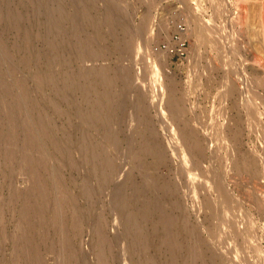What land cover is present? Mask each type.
Here are the masks:
<instances>
[{
    "label": "rangeland",
    "instance_id": "obj_1",
    "mask_svg": "<svg viewBox=\"0 0 264 264\" xmlns=\"http://www.w3.org/2000/svg\"><path fill=\"white\" fill-rule=\"evenodd\" d=\"M107 1L113 5L121 4L124 8V12L122 13L123 26L129 29V33L133 36H130L129 39L135 40L136 47L140 53L137 62L131 63L129 61L127 62L128 64L126 63L127 65H124L128 66L127 69L133 68L131 76L136 79V82H139L142 78H148V83L153 82V78L159 79L158 82L157 80L156 82L160 85L162 84V86L164 84L165 95H159L160 93L153 91V100H151V98L149 99V97H151L149 92H146V104L148 108L150 107V110L148 109L150 117L147 122L153 124L154 134L146 135L145 137L140 134L133 135V138L137 142V146L134 149H129L128 140L130 133L128 131H123L122 126H120L121 132L118 125L111 129L112 133L120 134L119 139L122 141L120 142V144L122 143V149L125 151L130 150V154L127 157H119V155L115 154L112 160L118 164L120 168L119 173L113 175V179L106 185H101L98 178L95 175L93 176L89 171L91 169L92 171H99L100 168L97 166L96 168H91L92 163H90V161H85L82 157L85 154L82 148L84 147V143L87 142L86 137L89 135L95 138L91 144V146L94 145V147L98 144L107 142L108 138H105L103 135H98L93 130L95 124L100 122L99 119H95V121L91 123H86V117L78 114L75 109L76 105L84 103L86 97L94 98V96H91L92 91L90 90V83L93 78L90 79V77L85 76L77 78L74 76L82 69L81 61L83 60V57L78 55L74 50V47L77 45V38L74 37V31L71 27L64 30L55 26L53 27L52 20L48 15L50 8L56 10L60 4L71 3V0H52V2H47V0H0V264H17L18 258H12V253L17 249V246H15L16 244H18V247L24 246V248L27 249V247H25L26 244H24V238L29 234L28 232L34 235L35 246L38 247L37 249L40 252V256L42 255L41 264H65L62 260L63 258L61 259V257H59L62 256L60 252L63 251L61 248L63 247L64 238V236L62 237L61 235V230L64 232H62L63 235H68L72 240L71 242H73L72 248H74L73 252H75L73 255L76 258V260L72 261L73 264H126L125 261L127 260L124 258H126L128 254H124L125 250L122 246L124 241H121V244L119 242L120 238L135 242L133 243L136 246L134 253L130 257H128L129 255L127 256L129 259H132L134 264H142L141 258L145 254L154 258V264H165L169 262L171 256L175 254V249L166 248L162 245V243L164 244L163 240H165L163 237L165 238L167 234L170 235L169 232L167 233L166 227L164 228L165 224L161 221L160 215L162 213L152 210L149 213L142 214L141 203L139 202L134 213L138 222H140V229H130L129 227H133L130 225V222L126 230V228L123 227V229L121 225L122 207L120 206L122 200L124 201V199L130 197L134 193L129 182H133V184L136 185L150 186L152 192L155 191L153 192L155 196L158 195L159 199L160 197L164 199V195L160 189L166 183L176 180L178 178L177 175L183 176L181 184L187 183L191 180L193 172L196 171V167H191L189 169L182 168L185 164L182 160L186 148L181 144V146L179 145V140L174 136L173 131L171 132V126L169 124L168 126L167 124L165 125V122L169 123V121H171L170 119L173 117V113L166 112L167 115L165 113V110L170 106L173 99V102H176L175 104H179L184 109V118L189 120L191 125L193 124L192 127H195L196 131L198 130V135L205 140V147L211 146L213 152H218L213 159H211L212 155L209 151L206 157L203 158L206 166L203 164V169L199 171V176L206 183L205 185L200 184L196 191L205 201H207L208 198L217 200L218 194L216 192L206 195V191L210 190V178L213 174L215 176L214 182L223 184V194H232L235 201H238L243 207L242 211L237 205L234 206L233 204L232 207H230V211L233 212H230L232 219L227 216V214L223 215L224 212L221 208V218L223 219L224 225H220V222H218L219 220H214L220 212L218 210L211 213L196 211L193 209L192 202L189 199L180 202L179 205L172 206L168 204L166 210L174 214L178 222L180 219L184 221L181 228H183L184 225L191 230V234L189 238L186 239V243L190 244L194 249L191 250L193 254L199 255H196L194 257L195 260L190 262L188 261V255L190 253L185 252L183 254L178 252L177 263L264 264V181L254 177L248 172L230 169L229 167L233 164V157L228 156L226 159H223L227 153V145L223 144L222 146L224 149L220 152L218 142L220 137L234 139L233 132L236 130L235 121L238 112L233 109L232 102H228V99L225 102L227 105L222 103V98L217 94V92H219L217 91L219 86H216L217 84H209L205 72V67L207 68L211 63L215 64L214 67L217 66L222 68L221 62L223 61V52L226 54L227 48L225 49L222 47L224 50L220 51L216 49V52L209 45L207 50L202 47H205V45H200L201 49H199L200 47L195 44L193 37H187L189 39L184 37L187 49L184 55H179V52H176L177 54L172 57V54H155V52L152 51L153 46H157L161 43H170L171 46L173 45V50L179 48V46L182 47L183 42H181V40H183L184 32H187L189 28L192 29V27H189L187 24L189 17H195L197 20L194 18L192 19L195 20L196 23L199 20H204L209 24L210 21L213 26L219 27L225 24V22H229L227 20H229L231 16H229L230 14H228V12L232 14L233 11L237 10L236 7L238 8V6H240L238 9H240L241 6L242 8L247 7V11L244 9L248 16H246V24H244L245 26L243 25V31L240 30L242 34H240L239 39L240 48L239 51H237L239 53L238 55L236 54L235 57L233 55V57L229 56V54L232 53L228 48L230 51L228 56L232 57L231 59L228 58V61L233 60L236 64H241L247 69L249 74L255 71L259 77L263 76L262 78L264 79V68H259L255 63V57L262 59L264 63V43L262 44V42H264V21L261 20L264 12V9L262 10V8H264V6H262L264 0H229V5L223 4L222 1V11L224 7H227V12L224 16L222 14H220L221 16L217 15L219 13H216L218 11L213 7L212 0ZM153 2L155 3L154 9L152 8L150 10L149 5L150 3L153 4ZM92 3L96 4L94 16L96 15L97 18L102 19L104 0H92ZM198 4L202 9L198 8ZM189 5L194 9V13L190 11L192 8H190ZM186 6H189V8H186ZM212 8H214L215 11L214 9L212 10ZM77 10V6L73 5L71 7L68 5L67 12L69 15L75 14ZM147 10L149 11L147 12ZM186 10L190 13H187ZM13 11L23 16V21L20 25L11 22L9 16ZM150 12L151 14H149ZM179 12H184L185 15ZM79 13L82 14L81 11ZM194 14L196 15L194 16ZM54 15L56 14L54 13ZM145 15L147 18L151 17L149 20L150 24L148 23V28L140 32V29L142 30V26L147 19H145ZM191 15L193 16L191 17ZM161 26H165L166 29L159 28ZM85 28L86 31L88 30V32L94 36L93 32L96 30L95 25L86 24ZM161 29L164 30L161 31ZM144 32L146 33L144 34ZM52 38L55 39L56 44L54 48H49V42H51L50 40ZM207 42L209 44V40ZM241 54L243 56L242 58L239 56ZM219 56H221V59ZM192 57H194V59ZM192 60L195 62H192ZM220 60L222 61L220 62ZM114 61L115 60H113L111 64L115 66L117 61H115L116 63ZM199 62L200 64H198ZM193 63H196L195 65L198 66L196 67ZM90 66L91 63L86 65V67ZM141 70L144 71L142 72ZM221 71L223 72V70H220L219 74L215 75V79L217 78L216 81L223 79L224 73ZM49 72L55 75L51 80L46 77V75L50 74ZM144 72L147 73L145 74ZM151 74H153V77H149ZM69 77L71 79V84L75 88L65 81L66 78ZM164 78L165 80H162ZM78 83L79 85L88 87L85 94L76 91ZM22 85L29 91L27 96L22 95L20 91ZM135 85L136 83L132 85L133 87L129 86L126 91H133ZM155 85L158 84L155 83ZM187 85H189V87ZM104 92V88L99 89V95H102ZM262 92H264L263 89ZM167 102L168 105L165 104ZM222 104H224V107H222ZM162 109L164 112L161 111V113L163 112L161 114L160 110ZM84 111L86 113L94 112V108L91 104L84 105ZM142 113H145L143 109L140 114L142 115ZM212 113L215 116L214 118H216L213 120L215 127L209 122V117ZM219 113L220 115H218ZM223 114L226 117L223 116ZM106 115L108 118L115 116L113 110L109 111ZM163 115H165L164 117L166 118H162ZM158 117H160V119ZM196 121L199 122V124H197ZM183 122V120H179L173 123L174 126L182 128L181 123ZM207 122H209V125H206ZM14 124L17 125H15V128L13 127ZM247 124L244 123L243 127L240 126L239 141L236 144V150L239 154L253 153L252 150L254 151L255 146L262 144L264 141V135L262 136V134H264V129H261V127L254 128L255 131L258 130V132H254L253 130L252 133H254L250 134L249 131H247ZM44 125L46 128L49 126V130L51 131V136H47L48 138L40 133V126L45 127ZM78 125L82 126L81 130H78ZM162 126H165V128ZM8 131L13 137L9 135ZM207 132L213 135H208ZM254 134H257L256 136L258 138L261 136L260 139L255 137ZM52 135L54 136L52 137ZM170 135L172 140L177 139V142L174 141V143H178L177 145L175 144L177 149H179L177 150L178 153H176L175 149L169 147L171 144ZM51 137L53 138L52 140ZM217 137L219 140L216 139ZM72 138L76 139L75 144L72 146L73 149L75 148L81 155L77 154L78 158L75 163H67L63 159L62 151H57L56 148H54V142L58 140L67 144L68 139ZM147 138H157L165 148V158L162 162L155 164V156L153 154L145 156L142 158L143 160L139 159L137 153L139 152L140 146ZM207 138L208 140L213 139L207 141ZM259 141L261 142L260 144ZM211 142H213V144ZM92 150L93 149H90L89 151ZM228 153L233 155V149H228ZM14 156L17 157V160L19 158L18 162ZM10 158L15 161H11ZM141 160L143 162H141ZM25 161L37 163L34 167H37L36 170L27 165L28 162L26 163ZM142 164H144V166ZM153 167H155L154 170L151 169ZM86 175H89L87 179H85ZM91 175L92 177H90ZM120 178L125 182V188L120 187L121 191L120 189L118 190ZM84 181H87L85 184L88 183L86 185L91 187V192L81 195L79 193V187L85 185L83 183ZM178 181L179 179H177V182ZM15 186L17 187L15 188ZM36 186H38V188ZM20 190H22V192H19ZM37 191H39V193ZM59 194H61L60 196H64V199L67 198L69 194H73L77 197V202L60 203V201L57 200ZM114 194L115 197H113ZM192 197L194 196L192 195ZM27 201L31 204L33 203V206L35 204L34 208L38 210V217L44 214L43 219L41 216L36 218L37 221L34 219H31L29 222L25 220L26 218L23 216L21 208L24 207ZM235 208H238V210ZM125 209V211L128 210L130 213L133 211V209L129 207ZM233 209L238 213H236L235 210L234 213V211H232ZM243 209L248 212V215ZM240 212H244L243 214L245 216L243 217V214ZM46 214L48 215L46 216ZM233 214L236 217L232 216ZM236 214L240 215L237 216ZM246 216L249 217L247 218ZM46 218L47 220H45ZM54 218L55 220H53ZM39 220L43 222V226ZM231 220L235 222H231ZM62 226L63 229H61ZM101 235L106 236L110 240L109 245L99 246L98 242ZM15 239H19L20 242ZM146 239L150 243L148 242L145 244ZM201 242L208 243L210 246L200 247L199 243ZM251 243H256L259 250L258 253L247 252V245ZM215 254L218 256L217 259L214 258Z\"/></svg>",
    "mask_w": 264,
    "mask_h": 264
},
{
    "label": "bare ground",
    "instance_id": "obj_2",
    "mask_svg": "<svg viewBox=\"0 0 264 264\" xmlns=\"http://www.w3.org/2000/svg\"><path fill=\"white\" fill-rule=\"evenodd\" d=\"M222 1H223V4H225V5L228 4L229 5V2H230L229 0H212L211 1L213 3V7H215L217 9V11H218L216 13H219V14H217L218 16L220 14H222L224 16V14H226V12H227V7L226 8L224 7L223 11H222V6H221ZM47 2H52V0H50V1L47 0ZM262 4H263L262 6H264V3H262ZM68 5L71 6V7L73 5L77 6L78 10L76 11L75 14H72V15L68 14V12H67ZM150 5H149V9L151 10L154 7L155 3L154 2H153V4L150 3ZM189 6H186V8L187 7L189 8ZM95 7H96V4L92 3V0H71V3L60 4L56 10H53L52 8H50V11H48V15H49V17L52 20L53 27L55 26V27H57V28H59L61 30H64V29H67V28L71 27L73 29V31H74V37L77 38V45L74 47V50H75V52L78 55L83 57V60L81 61L82 62V69L80 70V72L78 74L76 73L74 76H76L77 78L78 77L80 78L81 76L90 77V79L93 78V80H91V83H90V90L92 91V95L91 96H94V98L92 99L91 97H86L85 100H84V103L76 105L75 109H76L78 114L83 115V116L86 117V123H91V122H94L95 119H99L100 122H97L95 124L93 130L98 135H103V136H105V138H108L107 142H105L103 144H98L96 147H94V145L91 146V144L93 143V140L95 138H94V136H90L89 135L88 137H86L87 142L84 143V147L82 148V150L85 152V154L82 157L84 158L85 161H88V162L90 161V163H92L91 168L92 167L96 168V166L100 168L99 171H94V170L92 171V169H91V170H89L90 173L93 176L95 175L98 178V180H99L101 185H106L109 181H111L113 179L112 178L113 175L119 173V170H120V168L118 167V164L116 162H113V160H112L113 157L115 156V154L119 155V157H121V156L127 157L130 154V150L125 151V150L122 149V143L120 144V142H122V141H120V139H119L120 134L119 133H112L111 129L114 128L116 125H118L119 126V130L121 132H122V130H121L120 126H122L123 131H128L130 133V137H129V140H128L129 149H131V150L134 149L137 146V142L133 138V135L140 134L143 137H145L146 135H153L154 134V132H153L154 131L153 130L154 129L153 128V124L151 122H147L148 118L150 117L149 116L150 113L148 112L150 110V107L148 108V106L146 104V99H147L146 92L147 93L149 92V95L151 96V97H149V99L151 98V100H153L152 99L153 98L152 95L154 94L153 91H155L156 93L157 92L160 93L159 95H161V94L165 95L164 94L165 90H164V84L162 86V84L160 85L159 83H157L159 79L157 80V79L153 78L152 79L153 82H151V83L149 82L148 83V78H142L141 80L139 79L140 80L139 82H136V79L131 76V71H132L133 68L132 69H127L128 66L124 65L127 62H129V61L131 63L132 62L133 63L137 62L139 57H140V53H139L138 48L136 47L135 40L134 39L133 40L129 39L130 36H131V34L129 33V29L127 27L123 26L122 13L124 12L123 11L124 8L121 6V4L113 5V4H110L107 0H104L103 17H102V19L97 18L96 15L94 16ZM230 7H231V5H230ZM239 7L240 6H238V8ZM190 8H192V7L190 6ZM198 8L202 9L201 6H199V4H198ZM238 8L236 7L237 10L233 11L232 14H231V12L230 13L228 12V14H230L229 16H231V17H229V20H227L229 22H225V24H222L219 27H217L215 25L213 26L212 22L210 23V21H209V24H208L207 21H204V20H202V21L199 20L196 23V21L192 19V18H194V19H196V18L192 17L193 15H191L192 18H190V17L188 18L187 24L189 25V27H192V29L189 28L190 30L188 29L187 32L186 31L184 32L185 34H183V38H182L183 40L182 41L186 42V41H184V37H186V39H189L187 37H193V39L195 41V44L199 45V47H200V48L198 47L199 49H201L202 45H205V47L204 46H202V47L206 48V50H207L208 45H209L216 52H217L216 49H218V51H220V50H224L223 48H225V49L227 48L226 54H225V52L222 51L223 52V57H222L223 61L220 60V62L222 61L221 62L222 63V66H221L222 68L217 67V66L214 67L215 64H213V63L210 64L211 66L210 65L207 66V68L205 66H203L206 69L205 72H206V77L208 79V83L209 84H215V85L217 84L216 86H219V88L217 89V91H219V92H217V94H219L220 97L222 98V100H223L222 103L226 104L225 102L228 99V102H232L233 109L236 110V112H238V116H237L236 121H235L236 130L233 132V135H234L233 138L234 139H230V138H226V137L225 138L220 137V140H219L218 137H217L216 139L219 140L218 147H219L220 152H221L222 149H224L222 145L223 144L227 145L226 146L227 153H226V156H224L223 159H226L228 156L229 157H233V164H232V166L229 167L230 169H235V170H239V171L248 172V173L252 174L254 177L264 181V141H263L262 144H260L261 142L259 141L260 145L255 146L254 151L252 150L253 153H244V154L240 153L239 154V152H237V150H236V144L239 141L238 139H239V136H240V126L243 127L244 123L247 124V122H248L246 127L248 126V130L247 131H249L250 134L252 133L253 130H254V132H258V130L255 131L256 128H260L261 127V129L262 128L264 129V125H263L264 124V117H263L264 116V112H263L264 111V92H262V89L264 90V79L262 78L263 76L259 77V75L255 71L253 73L249 74L248 70L245 69L241 64H236L235 61H233V60L228 61V58L231 59L233 56L235 57L236 54L238 55V53H239L237 51H239V48H240L239 39H240V34H242L240 32V30L243 31V29H244L243 27L245 26L244 24H246L245 20L248 17L247 14H246L247 13L246 12L247 11L246 10L247 7L246 8H242V6H241L240 9H238ZM213 9L214 8H212V10ZM244 9L246 11H244ZM263 9L264 8H262V10ZM193 10L194 9L192 8V10H190V11L193 12ZM80 11H81L82 14L79 13ZM148 11L149 10H147V12ZM214 11H215V9H214ZM186 12H187V10H186ZM11 13L12 14L9 16L11 22L13 24L20 25L22 23V21H23L22 20L23 16L20 13L15 12V11H13ZM54 13L56 15H54ZM179 13L184 14V12H179ZM187 13H190V12H187ZM193 13H191V14H193ZM149 14H151V12ZM124 15H125V13H124ZM180 15H177V16H180ZM195 15L196 14H194V16ZM147 16H148V13H147ZM146 18L147 17L145 15V19ZM150 18L148 17L145 20V23L142 26V30L140 29V32H143V30L148 28V23L150 22L149 21ZM171 19H173V18H171ZM179 20H180V18H179ZM261 20L264 21V12H263ZM84 22H85V24H84ZM166 22H167V20H166ZM226 23H227L228 26L226 25ZM86 24H88V25L91 24L92 26H94V25L96 26V30L93 32L94 36H92V34L88 32V30L86 31V28H85ZM263 24H264V22H263ZM131 28H133V27H131ZM159 28L166 29L165 26L164 27L161 26ZM164 29H161V31H163ZM146 32H144V34ZM159 32H160V29H159ZM263 32H264V29H263ZM138 34H140V33H138ZM27 36H29V35H27ZM131 37H133V36H131ZM263 37H264V34H263ZM190 39H192V38H190ZM48 40H49V38H48ZM208 40H209V44L207 42ZM50 41L51 42H49V48H54V46L56 44L55 43V39L52 38ZM263 43L264 42H262V44ZM197 45H196V47H197ZM228 48H229V50L231 51L232 54H229L230 51L228 50ZM200 52H201V50H200ZM211 53H212V50H211ZM228 54H229V56H232V55L233 56L229 57ZM141 56H142V54H141ZM221 56H219V58ZM239 56H241V58L243 57L242 54L239 55ZM207 57H208V55H207ZM192 58L194 59V57H192ZM255 58H256V61H255L256 65H258L259 68H264V63H263L262 59H260L258 57H255ZM113 60L117 61V64H115V66L111 64ZM193 61L194 60H192V62ZM89 63H91V66L90 67H86V65L89 64ZM103 63H105V64H103ZM106 63H108V64H106ZM198 64H200V62ZM195 70H196V68H195ZM220 70H223V72L222 71L221 72L224 73V77H223L222 80L216 81L217 78L215 79V75L219 74ZM141 71L143 72L144 70H141ZM141 71H140V75H141ZM144 73L146 74L147 72H144ZM152 75L153 74H151V76H149V75H147V76L153 77ZM54 76H55L54 73L53 74L50 73V74L46 75V77L49 78L50 80ZM143 76H145V75H143ZM204 76H205V74H204ZM138 77H139V75H138ZM156 80H157V82H156ZM162 80H165V78L162 79ZM65 81L68 82L69 85L73 86L71 84L70 77L66 78ZM149 81H150V79H149ZM135 83H136V85L134 86V90L133 91L132 90L131 91H126V89L129 88V86H132ZM155 83L158 84V85H155ZM162 83H163V81H162ZM187 86L189 87V85H187ZM100 88H104L105 89V92L102 95H99V89ZM87 90H88V87H86L84 85H79V83L77 84L76 91L78 93L85 94ZM214 90H215V88H214ZM20 91H21L22 95H26V96L28 95V92H29L23 85L21 86V90ZM169 92H171V91H169ZM171 99H173V98H171ZM173 100H172V103H170V106L167 107L166 110L164 109L165 113L166 112L167 113H170V112L173 113V117L170 119L171 121H169V123L165 122V125L167 124V126H168V124H169L171 126L172 130L169 127L168 128L171 130V132L173 131L174 136H176L177 139L179 140V142H180L179 145L181 144V145L185 146V148H186L185 149L186 152L184 153L183 160H182V161L185 162V164H184V166L182 168L183 169H189L191 167H196V171L193 172V174L191 175V180L188 181L187 183L181 184V179L183 178V176H181V175L180 176L177 175L178 178L176 177L177 179H179L178 182H177V179L175 178L176 180H174L172 182H169V183H166L160 189L162 194L164 195V199L163 198L161 199V197L159 199L158 195L155 196L154 193H153L155 191L152 192L150 186L136 185V184H133V182H129V185L133 188L134 193L130 197H127L126 199H124V201L122 200V202H121L122 204L120 206V207H122V209H121L122 210V212H121V218H122L121 219L122 220V224L121 225H122V228L123 227L124 228L128 227V223L131 222L130 225H132L133 227H129L130 229H134V228H136V230L140 229V222H138V220H137V218L135 216V213H134V211L136 210L137 205L139 204V202L141 203L142 214L149 213L152 210H156L157 212L162 213L160 215L161 221H163L162 223L165 224L164 228L166 227L165 229L167 230V233L169 232V234H170V235L167 234L165 238L163 237V239H165V240H163L164 244L162 243V245H163V247H166V248H174L175 249V254H173L171 256V258H170V261L165 263V264H178L177 263L178 262V260H177L178 252L179 253H183V254L185 252L190 253L188 255L189 256L188 257L189 258L188 261H190V262L195 260L194 257L197 255V254L196 255L193 254V252L191 251L193 249L191 247V245L186 243V239L189 238V235L191 234V230L189 228H186L184 225H183V228H181V225L184 223V221L182 219H180L179 222H178L175 219L174 214H172L171 212L166 210V208H167L166 206H168V204L172 205V206L173 205H179L180 202L189 199L192 202L193 209L196 210V211H202V212H205V213H211V212H214V211L218 210L220 212L214 218V220L215 221L219 220L218 222H220V225L221 224L224 225L223 219L221 218L222 209H223V212H224L223 215L227 214V216H229L231 218V214H230V212H231L230 210L231 209H230V207H232L233 204H234V206L235 205H237V207L239 206L238 208H240L241 211H242V208H243L242 204H240L238 201H235V199L233 198L232 194H229V193L228 194H223V190H222L223 184L214 182L215 176L213 174L211 175V178H210L211 187H210V190L206 191V195L209 194V193H212V192H216L218 194V199L217 200H212V199L208 198V200L205 201V200H203L200 197V195L196 191L197 187L200 184L201 185L202 184L205 185V183H206L199 176V171L203 169V164H204V159L203 158L206 157V154H207L208 151L212 155V156L210 155L211 159H213V157L216 156L218 152H216V151L213 152L211 146L210 147H205V144H206L205 140L201 136L198 135V132H197L198 130L196 131L195 127H192L193 124L191 125L190 121L187 120L186 118H184V115H185L184 114V109L179 104H175L176 102H173ZM233 100H235V101H233ZM149 103H150V101H149ZM90 104L93 106L94 112L86 113L84 111V105H90ZM165 104L168 105V102L165 103ZM224 104H222V107H224L223 106ZM145 106H146V108H145ZM142 109L144 110L145 113L144 114L142 113V115H141L140 113H141ZM111 110L114 111L115 116H113L111 118H108L106 114L109 111H111ZM161 111H163V109L160 110V113H161ZM167 113H166V115H167ZM218 115H220V113ZM164 116L165 115H163L162 118H166ZM223 116H225V115L223 114ZM214 117L215 116H214L213 113L209 117V122L212 123L213 126H214V123H213L214 121L213 120L216 119ZM217 117H219V116H217ZM158 118L160 119V117H158ZM179 120H183L184 121L183 123H181L182 128L174 126L173 122L179 121ZM26 122H27V120H26ZM209 122H207V124L206 123L205 124L209 125ZM163 123H164V121H163ZM197 124H199V122H197ZM215 124H216V122H215ZM15 125L16 124H14V126H13L14 128H15ZM17 125H18V123H17ZM19 126H20V124H19ZM40 127L39 128L41 129V132H40L41 134H44L46 137L47 136L48 137L51 136V133H50L51 131L49 130V126H47V128H46V126L45 127L40 126ZM81 127H82L81 125H78V130H81ZM162 127L165 128V126H162ZM203 127L206 128L205 126H203ZM8 128H7V130H8ZM51 128H52V126H51ZM116 128H118V127H116ZM212 129H211V131H212ZM245 129H247V128H245ZM207 130H208V128H207ZM16 133H17V131H16ZM13 134H15V133H13ZM211 134L208 133V135H211ZM216 134H215V136H216ZM261 134H259V135H261ZM9 135L12 136V134H10V132H9ZM256 135H255V137H257ZM263 135L264 134H262V136ZM53 136L54 135H52V137ZM206 136H207V134H206ZM52 137H51V140L53 139ZM260 137L259 138L257 137V138L260 139ZM170 138L169 139H170V143L171 144H170L169 147L175 149L176 153H178L177 150H179V149H177V147L175 146L176 143H174V141L177 142L176 141L177 139L176 140H172L171 135H170ZM8 139H9V137H8ZM212 139L208 140V138H207V141H210ZM75 141H76L75 138L68 139L67 144H64L63 142L57 140L56 142H54L55 145L53 144L54 148H56L57 151L58 150L62 151L63 159L67 163H75L77 158H78L77 154L81 155L75 148L73 149V147H72L73 144H75ZM211 143L213 144V142H211ZM211 143H210V145H211ZM89 147H92V148H89ZM90 149H93V150L89 151ZM228 149H230V150L233 149V155L228 153ZM10 152H11V150H10ZM165 152H166L165 148L162 146L161 142L157 138H154V139L153 138L152 139L151 138H147V139L144 140L143 144L140 146L139 152L137 153V155H138L139 159H142V158H144L147 155L153 154L155 156V161L154 162H155V164H158V163H160V162H162L164 160ZM16 158L17 157H15V159ZM10 159H11V161L14 160L12 158H10ZM18 160H19V158H18ZM18 160H17V162H18ZM20 160H22V159H20ZM142 160H141V162H143ZM30 162H28L29 164L27 163V165H29L32 168H34L35 165L37 164V163L35 164V162L32 163V161H30ZM142 165L144 166V164H142ZM36 168H34V169L36 170ZM151 169L154 170L155 167H153ZM197 169H198V171H197ZM21 174H22V172H21ZM92 175L90 177H92ZM186 176H188V175H186ZM27 177H28V175H27ZM87 177H89V175H86L85 179H87ZM31 178H32V176H31ZM87 181H84L83 183L85 184V182H87ZM119 183H120L119 184L120 186H119L118 190L120 189V191H121L120 187L125 188V186H124L125 182H123V180L120 178ZM36 184H34V185H36ZM86 184H88V183H86ZM86 184L82 185L81 187H79V193L81 195H83V194L85 195V194H88V193L91 192V187L89 185H86ZM16 187L17 186H15V188ZM36 187L38 188V186H36ZM19 192H22V190H20ZM37 192L39 193V191H37ZM28 195H27V197H28ZM44 195H46V194H44ZM60 195L61 194H59V196H58L59 198L57 199V200L60 201V203L61 202H64V203H66V202H69V203L77 202V197H75L73 194H69V196H67V198H65V199H64V196H60ZM192 195L194 197H192ZM48 197H50V196H48ZM113 197H115V194H114ZM31 199H32V197H31ZM32 204L27 201L25 203L24 207L21 208L23 216H25V218H26V219L25 218L24 219L27 220L28 222L31 219L36 220V218L38 217L37 216L38 215V210L34 208L35 204H34V206ZM128 207L133 209V211L131 213L128 210L125 211L126 210L125 208H128ZM238 208H235V209L238 210ZM235 209H233L232 211H234ZM235 211H234V213H235ZM231 213H233V212H231ZM236 213H238V212L236 211ZM240 213H242V212H240ZM247 213L248 212H246V214ZM42 214H43V212H42ZM43 215H41L42 219L44 218ZM47 215L48 214H46V216ZM236 215L239 216L240 214L239 215L236 214ZM41 216H39V217H41ZM84 216H86V215H84ZM232 216H234V214ZM244 216L245 215L243 214V217ZM234 217H236V216H234ZM246 217L248 218L249 216H246ZM55 218L53 220H55ZM45 220H47V218ZM100 220H102V219H100ZM56 222H57V219H56ZM231 222H235V221L231 220ZM42 223L43 222H41V224ZM42 226H43V224H42ZM63 226H62L61 229H63ZM28 229H29V227H28ZM126 230H127V228H126ZM61 231L63 232V230H61ZM64 231H65V229H64ZM163 231H165V230H163ZM62 232H61V235H62V237L64 236V238H63V244H62L63 247L61 248V249H63V251H61V252H63V253L60 252V254H62V256H59V257H61V259L63 258L62 260H63V262L65 264H73L72 261L76 260V258L73 255V254H75V252H73L74 248H72V243L73 242H71L72 240H71V238L68 235H66V234L63 235L64 232L63 233ZM141 232H142V229H141ZM28 233L29 234L26 235L25 238H24V241H25L24 244H26L25 247H27L28 250L26 248H24V246L23 247H21V246L18 247V244L15 243L16 245L15 244L14 245L17 246V249H15L13 251L12 258H15V259L18 258L17 259V264H41L42 263L41 262V259H42L41 256L42 255L40 256V252L37 249L38 247L35 246L34 235L32 233H30V232H28ZM144 237H145V235H144ZM15 240H17V239H15ZM117 240H119V239H117ZM127 240L124 239V238L123 239L120 238L119 242L122 244V242L124 241V243L122 245L124 250H125L124 254H128L129 256L128 255L127 256L130 257L134 253V251L136 249V246L133 244L135 242H133V241L130 242L131 240L130 241H127ZM17 241L20 242L19 239ZM14 242H16V241H14ZM148 242L149 241L146 239L145 244L148 243ZM98 243H99V246L102 247V246H105L107 244L109 245L110 244V240L106 236L101 235L100 238H99V242ZM199 244H200V247L210 246L208 243H205V242H201ZM198 249H199V247H198ZM258 251L259 250H258V246L256 245V243H251V244L247 245V252L258 253ZM101 253L103 254L102 251H101ZM124 256H126V255H124ZM127 256H126V258H128ZM197 256H199V255H197ZM126 258H124L125 260H127V261H125L126 264H134L132 259H129V258L126 259ZM214 258L215 259L218 258L217 254L214 255ZM128 260H129V262H128ZM141 263L142 264H154L155 260L150 255L145 254L141 258Z\"/></svg>",
    "mask_w": 264,
    "mask_h": 264
},
{
    "label": "built area",
    "instance_id": "obj_3",
    "mask_svg": "<svg viewBox=\"0 0 264 264\" xmlns=\"http://www.w3.org/2000/svg\"><path fill=\"white\" fill-rule=\"evenodd\" d=\"M181 42L183 41L181 40ZM152 51H154L155 54L158 53L172 54V57L173 55L175 56L177 54L176 52H179V55H184L186 53V43L183 42L182 47L179 46V48H175V50H173L170 43H161L157 46H153Z\"/></svg>",
    "mask_w": 264,
    "mask_h": 264
}]
</instances>
